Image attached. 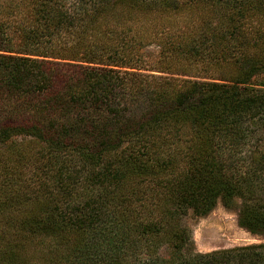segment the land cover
Segmentation results:
<instances>
[{"label":"trees","instance_id":"1","mask_svg":"<svg viewBox=\"0 0 264 264\" xmlns=\"http://www.w3.org/2000/svg\"><path fill=\"white\" fill-rule=\"evenodd\" d=\"M263 175L264 0H0V264H264Z\"/></svg>","mask_w":264,"mask_h":264},{"label":"rangeland","instance_id":"2","mask_svg":"<svg viewBox=\"0 0 264 264\" xmlns=\"http://www.w3.org/2000/svg\"><path fill=\"white\" fill-rule=\"evenodd\" d=\"M143 50L146 59L154 60L159 47L150 45ZM244 157H247L246 152L243 154V159ZM260 182L258 195L264 199V175ZM240 203L241 200L237 198L232 207H225L218 201L215 207L203 216H195L191 211L188 212L184 221L191 231L195 251L205 253L216 249L264 242V235L250 233L238 225Z\"/></svg>","mask_w":264,"mask_h":264}]
</instances>
